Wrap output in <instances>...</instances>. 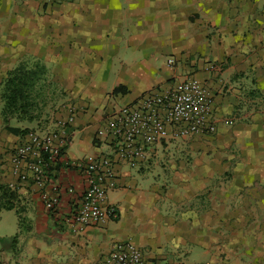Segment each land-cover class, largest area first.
Instances as JSON below:
<instances>
[{
  "label": "crops",
  "instance_id": "1",
  "mask_svg": "<svg viewBox=\"0 0 264 264\" xmlns=\"http://www.w3.org/2000/svg\"><path fill=\"white\" fill-rule=\"evenodd\" d=\"M261 5V0H0V261L97 264L115 242L126 240L142 248L145 264H178L174 254L212 252L207 239L213 235L208 222L215 219V185L183 184L179 157L184 149L192 152L225 138L224 115L244 89L242 78L223 63L230 22L251 24L261 40ZM170 57L172 66L166 63ZM212 60L218 69L208 68ZM18 66L41 68L56 110L54 127L69 138L50 181L58 187L55 211L44 207L36 185L18 182L6 155L20 135L5 128L2 84ZM247 67L244 62V71ZM186 76L199 78L213 96L216 138H174L169 156L154 146L137 167L117 164V184L106 197L117 217L82 228L70 223L87 184L67 162L110 151L107 140L95 134L113 108ZM117 86L126 92L113 94ZM70 114L74 118L65 124ZM160 162L172 173L169 184ZM6 187L14 191L10 199ZM189 221L191 228L187 224L183 231L182 223Z\"/></svg>",
  "mask_w": 264,
  "mask_h": 264
},
{
  "label": "rangeland",
  "instance_id": "2",
  "mask_svg": "<svg viewBox=\"0 0 264 264\" xmlns=\"http://www.w3.org/2000/svg\"><path fill=\"white\" fill-rule=\"evenodd\" d=\"M261 4L259 13L264 0ZM250 26L247 22H230L229 45L223 63L237 72L235 78H242L244 89L237 106L224 115L232 120L225 127V138L204 143L205 146L199 144L192 152L184 149L179 157L183 162V184L215 185L212 196L215 219L208 222L213 228L212 237L207 239L212 244V252L205 256L196 252L174 254L178 264H264V89H256L257 85L264 86V35L259 40ZM246 56L251 59L247 61ZM244 62L248 64L245 71ZM209 63L214 66L212 70L218 69L216 61ZM45 86L39 79L29 89L28 112L9 114L5 122L7 131L8 127L37 133L56 130V110L51 106L52 95L45 92ZM200 136L216 138L215 133ZM173 140L176 139L159 144L156 150H166L169 156L174 149ZM156 165L165 172V184H169L168 175L172 173L168 167L163 162ZM182 224L183 231L187 224L192 226L190 221Z\"/></svg>",
  "mask_w": 264,
  "mask_h": 264
},
{
  "label": "built area",
  "instance_id": "3",
  "mask_svg": "<svg viewBox=\"0 0 264 264\" xmlns=\"http://www.w3.org/2000/svg\"><path fill=\"white\" fill-rule=\"evenodd\" d=\"M166 63L172 66L175 60L170 57ZM213 67L208 65L210 69ZM73 118L70 114L65 124ZM223 123L230 125L232 120L224 119ZM216 127L213 96L208 86L195 76L175 80L165 88L113 108L95 134L107 140L110 151L67 162L84 176L87 184L70 214V223L82 228L117 217L116 207L106 200L107 191L117 184V164L137 167L151 148L169 138L210 135ZM68 144L69 138L60 131H29L6 150L12 174L18 182L38 187L43 205L49 211H55L59 204L58 187L50 181ZM0 264L6 263L0 261ZM97 264H145V260L142 248L126 240L115 242Z\"/></svg>",
  "mask_w": 264,
  "mask_h": 264
},
{
  "label": "trees",
  "instance_id": "4",
  "mask_svg": "<svg viewBox=\"0 0 264 264\" xmlns=\"http://www.w3.org/2000/svg\"><path fill=\"white\" fill-rule=\"evenodd\" d=\"M41 68L27 70L24 66H18L14 70L8 72L3 80L1 97L4 101L2 114L7 120V116L11 113H27L30 105L28 92L35 85V82L41 77ZM125 93L126 89L123 86H117L112 90L113 94ZM8 130L16 135H25L31 130H21L17 127H8ZM59 166L57 164L56 168ZM14 191L9 188H4L5 196L9 199L13 196ZM5 208L11 206L4 204Z\"/></svg>",
  "mask_w": 264,
  "mask_h": 264
}]
</instances>
